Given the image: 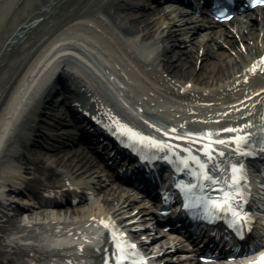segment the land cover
I'll list each match as a JSON object with an SVG mask.
<instances>
[{
  "label": "bare ground",
  "instance_id": "obj_1",
  "mask_svg": "<svg viewBox=\"0 0 264 264\" xmlns=\"http://www.w3.org/2000/svg\"><path fill=\"white\" fill-rule=\"evenodd\" d=\"M262 57L264 7L214 25L135 0H0V182L29 194L42 190L56 203L67 199L63 208H70L21 216V205H0V264H108L117 240L149 244L141 230L149 208L138 209L132 195L109 184L86 147L31 154L44 145L36 131L57 86L73 92V112L87 116L82 133L90 140L105 135L118 146L120 136L129 137L114 123L119 119L163 141L164 147H152L165 154L211 161L220 158L216 149L240 155L219 140L236 134L228 129L248 131L252 117L264 112ZM44 134L52 150L79 142L75 131ZM206 145L211 159L201 151ZM116 153L102 155L117 163L124 158L116 160ZM122 169L145 184L131 166ZM152 169L164 173L161 165ZM3 193L9 195L0 186ZM80 197L85 200L71 205Z\"/></svg>",
  "mask_w": 264,
  "mask_h": 264
},
{
  "label": "snow or ice",
  "instance_id": "obj_2",
  "mask_svg": "<svg viewBox=\"0 0 264 264\" xmlns=\"http://www.w3.org/2000/svg\"><path fill=\"white\" fill-rule=\"evenodd\" d=\"M257 3H264V0H254ZM224 16V13L221 12V17ZM264 60V57L261 58ZM253 71L256 70V66H253ZM114 123L119 125L120 131L127 132L129 134L130 141L139 140L141 143L145 141H150L153 147H164V142L154 139L153 137H145L143 133L137 132L135 129L130 128L127 124L122 123L119 119H115ZM251 122L249 121V125ZM246 127V126H241ZM225 131V130H221ZM227 131H231L236 133L233 136L225 137L224 139L219 140V143L224 144L228 142L229 147H235L237 154H248L247 144L250 140L251 134L248 132H240L237 128L228 129ZM209 135H211L209 133ZM128 142V141H124ZM234 142V143H233ZM211 145H206L201 151H206L209 159L212 158L213 152L209 151ZM216 152L219 155L223 156L224 152L220 149H216ZM143 158V157H142ZM193 160H198V157H191ZM206 161L199 163V168L196 176V183L197 181L203 182L205 181H212L213 185L217 186L221 190V195L223 199L219 196L216 199L209 200L208 197H205L208 205L215 210L224 211L226 214H229L232 220V223L235 224L236 222H244L242 218H248L249 214L243 210L242 204L244 202L243 193L240 191V180L245 179L246 176L244 175V167L243 164L239 161L232 163L231 167L227 170H224V177L225 179L221 180L217 177H214L209 171L206 170ZM216 167H220L219 163L217 162ZM238 235L240 233H237ZM115 235L113 239L115 240ZM117 249H119L117 256H116V264H121L122 261L128 259V250L119 242L116 243ZM131 248H134L135 245H131ZM261 260H264V253L261 254ZM110 264V262H109ZM142 264V262H141ZM249 264H258V262L250 261Z\"/></svg>",
  "mask_w": 264,
  "mask_h": 264
},
{
  "label": "rangeland",
  "instance_id": "obj_3",
  "mask_svg": "<svg viewBox=\"0 0 264 264\" xmlns=\"http://www.w3.org/2000/svg\"><path fill=\"white\" fill-rule=\"evenodd\" d=\"M29 1L30 2L31 1L34 2V1H37V0H29ZM135 1H139L141 4H145L146 6L147 5L149 6V5H152L153 4V2L151 0H135ZM59 5H60V7H62L64 4L61 3ZM4 43H7V42L5 41ZM3 46H4V44H3ZM13 52H14L13 50H10L9 51V54L12 55ZM200 65H201V60L198 61V66H200ZM198 70H197V72H198ZM201 71H202V69L199 70V72H201ZM53 121L54 120H50V118L47 117L46 115L45 116H42L41 121L39 123V127L37 128L36 133H37V138L40 139L41 141L43 140V143H45V145L38 144L34 148L32 147L31 148V154H34L36 156H42L45 152L46 153L62 152V154H63V153H66V152L67 153L68 152L70 153V152H75V151H78V150H82L80 147L79 148L78 147L74 148V146H72V145L67 146V147H64L65 150H63L62 148H59L57 150H52L53 149L52 147L48 148L47 145H51L52 142L50 140V143L51 144L46 143V141L48 140V138L45 137V134H44L45 131H47V132L48 131H57V132H63V131H65V132H72V133L74 131V128L72 126V121L70 119H63L61 125L60 124H55L54 125L53 124ZM63 211H65V210H63Z\"/></svg>",
  "mask_w": 264,
  "mask_h": 264
}]
</instances>
